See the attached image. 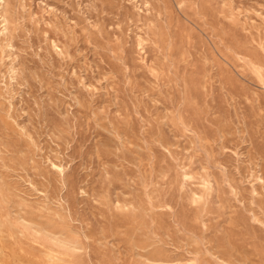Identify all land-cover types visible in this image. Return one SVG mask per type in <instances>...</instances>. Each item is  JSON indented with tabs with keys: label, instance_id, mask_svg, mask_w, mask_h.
<instances>
[{
	"label": "rangeland",
	"instance_id": "rangeland-1",
	"mask_svg": "<svg viewBox=\"0 0 264 264\" xmlns=\"http://www.w3.org/2000/svg\"><path fill=\"white\" fill-rule=\"evenodd\" d=\"M0 264H264V0H0Z\"/></svg>",
	"mask_w": 264,
	"mask_h": 264
},
{
	"label": "bare ground",
	"instance_id": "bare-ground-1",
	"mask_svg": "<svg viewBox=\"0 0 264 264\" xmlns=\"http://www.w3.org/2000/svg\"><path fill=\"white\" fill-rule=\"evenodd\" d=\"M64 238H65V237H64ZM56 242H57V241H56ZM50 255H51V258H52V259H57L56 256H58V255H56V254H50ZM55 255H56V256H55ZM49 258H50V257H49ZM52 259H51V260H52ZM59 260H60V259H59ZM53 261H54V260H53Z\"/></svg>",
	"mask_w": 264,
	"mask_h": 264
}]
</instances>
